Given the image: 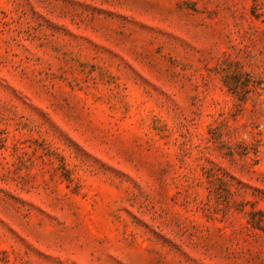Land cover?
<instances>
[{
    "label": "rangeland",
    "instance_id": "obj_1",
    "mask_svg": "<svg viewBox=\"0 0 264 264\" xmlns=\"http://www.w3.org/2000/svg\"><path fill=\"white\" fill-rule=\"evenodd\" d=\"M0 264H264V0H0Z\"/></svg>",
    "mask_w": 264,
    "mask_h": 264
}]
</instances>
